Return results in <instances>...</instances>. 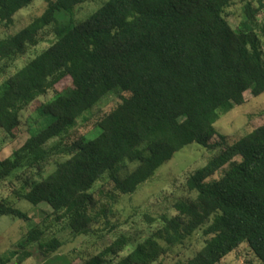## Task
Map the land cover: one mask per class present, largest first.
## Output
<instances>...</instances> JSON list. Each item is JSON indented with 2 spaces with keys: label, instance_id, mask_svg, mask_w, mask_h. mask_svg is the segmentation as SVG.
<instances>
[{
  "label": "trees",
  "instance_id": "trees-1",
  "mask_svg": "<svg viewBox=\"0 0 264 264\" xmlns=\"http://www.w3.org/2000/svg\"><path fill=\"white\" fill-rule=\"evenodd\" d=\"M35 1L0 0V23L13 26ZM45 1L40 17L0 39L1 79L40 44L43 31L55 38L0 83L1 136L16 140L22 112L36 104L35 113L49 119L11 157L0 156V183L26 170L13 192L17 201L45 203L75 236H91L115 229L108 217L116 196L135 194L179 152L192 144L218 150L187 179L196 198L177 202L160 229L142 242L121 235L84 264H164L199 232L203 248L177 264H220L244 244L264 264V123L233 143L216 127L221 113L245 104V93L264 94V23L256 29L264 5L246 4L234 29L227 10L238 0H110L78 23L75 11L86 0ZM51 91L54 98L41 102ZM117 91L122 102L100 119L96 138L45 147ZM52 163L55 169L36 180ZM126 164L135 168L123 175ZM99 182L100 198L92 192ZM5 216L31 220L2 200ZM46 236L40 225L31 228L12 258H32L31 245L44 259L63 248Z\"/></svg>",
  "mask_w": 264,
  "mask_h": 264
},
{
  "label": "rangeland",
  "instance_id": "rangeland-1",
  "mask_svg": "<svg viewBox=\"0 0 264 264\" xmlns=\"http://www.w3.org/2000/svg\"><path fill=\"white\" fill-rule=\"evenodd\" d=\"M110 0H86L79 6L74 15V23L89 18L94 12ZM252 3L255 7L264 5V0H238L228 10V21L237 29L245 20L244 8L246 4ZM45 0H36L30 7L20 11L15 16L14 25L6 27L0 23V39L7 38L24 29L35 18L40 17L46 10ZM264 23V9L258 14L256 29ZM55 41L50 29L43 31L40 44L28 50L27 54L15 62L8 76L0 79L3 83L17 70L24 67L30 60L49 48ZM121 92L117 91L105 98L88 115L87 121L81 120L70 128L63 137H57L48 142L47 149L58 144H69L86 137L96 138L100 134L98 122L106 114L112 112L121 102ZM55 92L51 91L40 98L41 102L51 101ZM128 97V94L124 95ZM246 102L242 106H236L227 113H221L216 127L219 132L226 135L230 143L238 141L249 134L256 127L264 123V94L254 97L251 91L245 93ZM36 104L32 109L28 108L21 114L22 125L16 140H10L0 135V156L6 159L12 156L13 152L20 148L25 142L35 135L42 127L49 123L48 118H42L35 113ZM218 150H208L197 144H192L179 152L171 161L166 163L157 172L155 177L141 186L133 195L116 196L117 203L112 207L109 220L115 229L112 231L99 232L91 236H75L67 226V221L57 222L51 207L45 203L34 207L27 201H17L13 194L20 190L23 185V178L28 172L19 170L13 173L7 180L0 183V201L6 200L11 206L28 213L30 221L25 222L13 216L0 218V264H19L18 258H12V253L19 249V245L28 231L40 225L47 230L46 239L54 237L64 242V246L56 254L44 259L38 254L37 246L31 245L28 249L35 252V255L25 260L22 264H84L85 261L98 255L107 246L113 243L119 236L126 235L142 242L155 233L162 226L164 216L172 217L176 214L174 205L179 201L194 200L195 193H191L187 186V179L198 169L204 167ZM134 165L126 164L122 174H127L134 169ZM55 169L52 163L48 171L36 180H42L46 175ZM104 183L95 185L92 192L98 195L99 189ZM106 204L108 199L101 201ZM206 238L199 232L189 242V247H175L169 255L163 259L164 264H177L180 260L187 261L194 257L205 245ZM133 247L127 249L123 254L126 256ZM220 264H263L253 253L247 244L241 246L237 251L227 256Z\"/></svg>",
  "mask_w": 264,
  "mask_h": 264
}]
</instances>
